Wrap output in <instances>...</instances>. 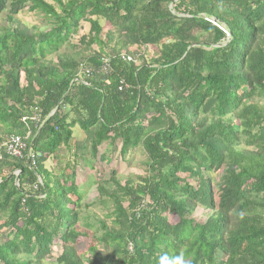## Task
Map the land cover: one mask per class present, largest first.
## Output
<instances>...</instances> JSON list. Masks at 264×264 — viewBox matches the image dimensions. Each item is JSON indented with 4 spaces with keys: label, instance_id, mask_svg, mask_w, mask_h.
I'll use <instances>...</instances> for the list:
<instances>
[{
    "label": "trees",
    "instance_id": "obj_1",
    "mask_svg": "<svg viewBox=\"0 0 264 264\" xmlns=\"http://www.w3.org/2000/svg\"><path fill=\"white\" fill-rule=\"evenodd\" d=\"M50 1L0 0V264H47L57 243L54 264H264V0ZM81 23L84 53L61 52ZM34 107L43 124L25 126ZM76 126L92 159L105 143L146 156L135 179L95 182L94 224L74 173L44 166ZM10 135L33 163L3 153Z\"/></svg>",
    "mask_w": 264,
    "mask_h": 264
},
{
    "label": "rangeland",
    "instance_id": "obj_2",
    "mask_svg": "<svg viewBox=\"0 0 264 264\" xmlns=\"http://www.w3.org/2000/svg\"><path fill=\"white\" fill-rule=\"evenodd\" d=\"M46 1L51 3L50 0ZM16 20L27 27H36L44 31L48 30L49 27L48 21L42 15L28 12L27 9L19 13L16 16ZM99 24L102 27V33L105 34L109 30V25L103 21H99ZM6 25H8V23L5 20V16L1 15L0 26L4 27ZM88 30L89 25L87 23H81L77 34L70 40V44L74 49L64 46L61 52H80L83 47L80 45L79 39L81 36H86ZM90 50L102 55L107 53V50L100 45H93ZM149 52V50L146 51V53ZM81 53L83 54L84 52L81 51ZM21 82L23 84V80H21ZM5 137L6 136L3 137V142L5 141ZM72 138L73 140L69 146L71 148L69 150H59L54 156L47 159L44 166L55 176L62 172L66 174L70 172L74 173L75 183L84 195L83 204H93V207L88 210L83 209L82 214L87 212L91 224H94L97 219L101 220L106 213L105 207L97 204L98 195L94 185L95 182L98 180L107 181L112 171L116 172L117 179L122 183L129 178L135 179L144 171L146 156L141 148H137L131 151L126 157L121 158L119 155V145L117 143H105L99 147L97 157L92 159L89 155L88 148L81 152L79 149H76V146L73 147L74 143H82L85 140L84 133L77 126L72 129ZM210 177L214 182L218 180L217 173L211 174ZM188 182L194 186L192 180H188ZM209 214L210 213L207 211L196 209L192 218L198 223H203ZM167 217L170 223H176L177 220L175 217ZM93 243L94 241L89 236L79 238L75 245L77 253L83 254ZM60 251V243L55 244L51 248V259L47 264H54L55 258L59 255Z\"/></svg>",
    "mask_w": 264,
    "mask_h": 264
},
{
    "label": "built area",
    "instance_id": "obj_3",
    "mask_svg": "<svg viewBox=\"0 0 264 264\" xmlns=\"http://www.w3.org/2000/svg\"><path fill=\"white\" fill-rule=\"evenodd\" d=\"M121 59L124 61H131L129 57L122 56ZM102 66L99 69V72L102 74H107L110 71L109 67V60L106 57H103L101 59ZM93 74V70L81 68L79 73V78H81L83 75L85 76H91ZM120 90V88H119ZM21 122L28 126V124H32L34 127H39L43 124V121L40 117V112L37 108H32L31 114L29 116H25L21 119ZM3 153L11 158L14 159H22L23 157H26L27 159H30L33 163L34 160V154L31 152L30 148H27L24 140L16 135H10L8 136L4 143L2 144Z\"/></svg>",
    "mask_w": 264,
    "mask_h": 264
},
{
    "label": "water",
    "instance_id": "obj_4",
    "mask_svg": "<svg viewBox=\"0 0 264 264\" xmlns=\"http://www.w3.org/2000/svg\"><path fill=\"white\" fill-rule=\"evenodd\" d=\"M215 23H216V21H215V20H213V21H212V24H213V25H215ZM16 180H17V179H16Z\"/></svg>",
    "mask_w": 264,
    "mask_h": 264
}]
</instances>
